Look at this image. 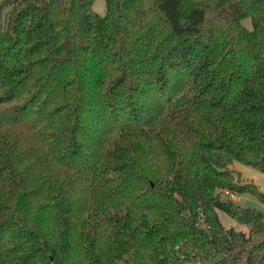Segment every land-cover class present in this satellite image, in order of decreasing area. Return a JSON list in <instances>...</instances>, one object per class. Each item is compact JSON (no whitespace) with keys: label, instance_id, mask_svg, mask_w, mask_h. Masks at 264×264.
Returning <instances> with one entry per match:
<instances>
[{"label":"trees","instance_id":"16d2710c","mask_svg":"<svg viewBox=\"0 0 264 264\" xmlns=\"http://www.w3.org/2000/svg\"><path fill=\"white\" fill-rule=\"evenodd\" d=\"M93 2L0 1V264H264V0Z\"/></svg>","mask_w":264,"mask_h":264},{"label":"rangeland","instance_id":"374dc122","mask_svg":"<svg viewBox=\"0 0 264 264\" xmlns=\"http://www.w3.org/2000/svg\"><path fill=\"white\" fill-rule=\"evenodd\" d=\"M1 1V0H0ZM10 7H6L4 12H7ZM93 9L99 13L100 15L104 14L105 12V2L104 0H94L93 2ZM242 23L247 28H252V20L249 17L242 19ZM232 167L235 170L240 172L241 178L243 180H249L253 182L258 191L264 195V172L253 167L242 163L240 161L234 160L232 163ZM234 200L238 202L243 207H255L260 210L264 214V199L257 194L244 192V193H237L233 196ZM218 218L220 222L225 227H233L235 229H241L243 231H247L248 227L246 224L239 222L235 218L231 217L228 213L224 210L217 208L216 209Z\"/></svg>","mask_w":264,"mask_h":264},{"label":"built area","instance_id":"2783aa9c","mask_svg":"<svg viewBox=\"0 0 264 264\" xmlns=\"http://www.w3.org/2000/svg\"><path fill=\"white\" fill-rule=\"evenodd\" d=\"M232 196H234V194H232Z\"/></svg>","mask_w":264,"mask_h":264}]
</instances>
